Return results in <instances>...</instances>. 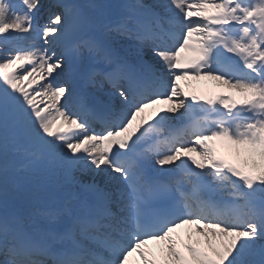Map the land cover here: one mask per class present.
<instances>
[{
    "label": "snow or ice",
    "instance_id": "obj_1",
    "mask_svg": "<svg viewBox=\"0 0 264 264\" xmlns=\"http://www.w3.org/2000/svg\"><path fill=\"white\" fill-rule=\"evenodd\" d=\"M0 264H264V0H0Z\"/></svg>",
    "mask_w": 264,
    "mask_h": 264
},
{
    "label": "rangeland",
    "instance_id": "obj_2",
    "mask_svg": "<svg viewBox=\"0 0 264 264\" xmlns=\"http://www.w3.org/2000/svg\"><path fill=\"white\" fill-rule=\"evenodd\" d=\"M146 55H148L149 57H152V56H151V53H146ZM193 82H194L193 84L196 85L197 83H199V82H201V81H193ZM214 85L217 86V87H220V85H219L218 83H216V82L214 83ZM204 89H205V88H204ZM206 90H207V89H206ZM161 107H163V105H161ZM222 154H223V153H222ZM179 231H180L181 234H183L184 232H186L184 229H180Z\"/></svg>",
    "mask_w": 264,
    "mask_h": 264
},
{
    "label": "bare ground",
    "instance_id": "obj_3",
    "mask_svg": "<svg viewBox=\"0 0 264 264\" xmlns=\"http://www.w3.org/2000/svg\"><path fill=\"white\" fill-rule=\"evenodd\" d=\"M202 82V84L204 83V86L206 87V88H208V89H210V90H213L212 89V83L213 82H211V81H201ZM216 91H218V90H216ZM220 91H227V90H224V89H220ZM155 246V245H154Z\"/></svg>",
    "mask_w": 264,
    "mask_h": 264
}]
</instances>
